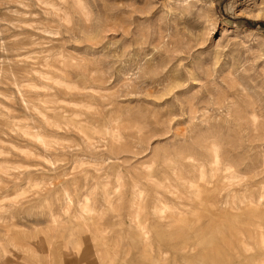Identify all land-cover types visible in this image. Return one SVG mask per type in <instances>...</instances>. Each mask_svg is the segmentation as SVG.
Returning <instances> with one entry per match:
<instances>
[{"label":"rangeland","instance_id":"374dc122","mask_svg":"<svg viewBox=\"0 0 264 264\" xmlns=\"http://www.w3.org/2000/svg\"><path fill=\"white\" fill-rule=\"evenodd\" d=\"M0 264H264V0H0Z\"/></svg>","mask_w":264,"mask_h":264},{"label":"bare ground","instance_id":"6f19581e","mask_svg":"<svg viewBox=\"0 0 264 264\" xmlns=\"http://www.w3.org/2000/svg\"><path fill=\"white\" fill-rule=\"evenodd\" d=\"M73 92H74V91H73ZM68 99H69V98H68ZM68 122H69V121H68ZM72 122H73V121H72ZM46 123H47V122H46ZM72 124H73V123H72ZM74 126L77 127V125H74ZM59 127H60V126H59ZM43 140H44V139H43ZM43 142H44V141H43ZM45 142H48V141H45ZM48 143L51 144L50 142H48ZM46 144H47V143H46ZM215 151H216V148H215ZM216 157H217V156H216ZM216 161H217V159H216ZM214 162H215V161H214ZM224 168H225V167H224ZM229 168L231 169V166H229V167L227 166V168H225V170H228ZM204 176H205V175H204ZM210 182H211V181H210ZM199 195H200V194H199ZM85 206H86V207H85ZM85 206H84V207L86 208V209H85L86 212H87V211H90V210H91V211L94 210V209L92 210V208H90L89 205L87 206V204H86ZM160 210H161V209H160ZM160 210L158 209V213H160V212H159ZM91 211H90L89 213H91ZM137 224H138V223H137Z\"/></svg>","mask_w":264,"mask_h":264},{"label":"trees","instance_id":"16d2710c","mask_svg":"<svg viewBox=\"0 0 264 264\" xmlns=\"http://www.w3.org/2000/svg\"><path fill=\"white\" fill-rule=\"evenodd\" d=\"M248 23H251L250 21H248ZM253 26H255V23L254 24H252Z\"/></svg>","mask_w":264,"mask_h":264}]
</instances>
